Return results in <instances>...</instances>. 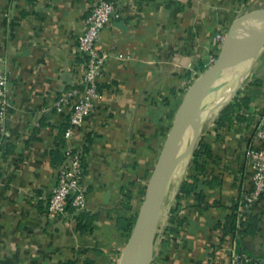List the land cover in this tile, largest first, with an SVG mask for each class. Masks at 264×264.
<instances>
[{
	"label": "crops",
	"instance_id": "1",
	"mask_svg": "<svg viewBox=\"0 0 264 264\" xmlns=\"http://www.w3.org/2000/svg\"><path fill=\"white\" fill-rule=\"evenodd\" d=\"M96 1L0 0V70L9 102L0 146V264H119L175 114L215 62L222 47L216 35L247 12L241 8L248 0H113L111 23L97 42L105 56L100 97L72 138L82 152L86 208L49 219L69 127V110L55 104L82 85L78 37ZM213 92L203 120L230 98L197 125L185 172L158 222L152 264H231L233 250L264 264V197L238 215L253 189L245 148L264 145L254 140L264 111V47L210 108ZM201 141L211 153L200 158L199 171L191 160ZM191 175L200 179L203 199L180 193L178 201L180 183Z\"/></svg>",
	"mask_w": 264,
	"mask_h": 264
},
{
	"label": "built area",
	"instance_id": "2",
	"mask_svg": "<svg viewBox=\"0 0 264 264\" xmlns=\"http://www.w3.org/2000/svg\"><path fill=\"white\" fill-rule=\"evenodd\" d=\"M115 11L113 0H97L85 19L86 28L78 37L80 52L85 57L81 87L63 93L55 104L58 111L69 110V127L64 133L67 146L66 160L60 166L55 187L48 200L47 217L55 219L68 212L71 206L75 212L86 208V191L82 183L84 162L81 150L72 143V138L85 119L94 112L100 97V79L103 76L105 56L99 51L97 42L101 32L111 23ZM226 35V34H225ZM225 35L218 33L216 39L224 41ZM8 78L0 70V146L8 113ZM254 140L264 142V111L259 117L254 131ZM249 166L252 169L253 189L248 193L243 205L238 207L239 218L249 211L264 197V145L256 146L253 142L245 148ZM231 264H260L249 254L233 250Z\"/></svg>",
	"mask_w": 264,
	"mask_h": 264
},
{
	"label": "water",
	"instance_id": "3",
	"mask_svg": "<svg viewBox=\"0 0 264 264\" xmlns=\"http://www.w3.org/2000/svg\"><path fill=\"white\" fill-rule=\"evenodd\" d=\"M261 21V29L249 34L252 22ZM264 47V8L247 11L233 21L215 62L194 82L175 114L161 154L149 178L145 196L132 236L119 264H152L160 212L172 173L180 159V145L187 128L197 122L206 97L219 84L228 68L253 60ZM230 98V97H229ZM197 134L194 138L195 145ZM193 151V149H192Z\"/></svg>",
	"mask_w": 264,
	"mask_h": 264
},
{
	"label": "bare ground",
	"instance_id": "4",
	"mask_svg": "<svg viewBox=\"0 0 264 264\" xmlns=\"http://www.w3.org/2000/svg\"><path fill=\"white\" fill-rule=\"evenodd\" d=\"M248 61L249 60H246V61L242 62L240 65L233 67V68H228L224 71L223 80L220 81L219 84L216 86V88L214 89L213 95L210 98V101H209L210 108H212L214 103L218 100V98L221 96V94L227 88L230 81L234 78V76H236V74H238L240 72V70L243 69V67L247 64ZM211 93L206 97L205 102H204V107H205V103H206L208 97L211 95ZM204 107L198 112L197 122L201 123L203 121L202 115H203ZM193 124H191L187 128V131L182 138L181 145H180V152H181L180 154H181L182 161L179 165H178L179 161L176 163V165L173 169V173H172V181H180V179L182 178V174L184 172V169H185L186 158L188 157L189 153L192 152L193 144H194V138L196 136V129L198 127L197 125H199L198 123H195V122ZM173 195H174V193L171 189V186H169V188L165 194V198H164L163 205L161 208L160 218H163L167 214L170 203L172 202V199H173Z\"/></svg>",
	"mask_w": 264,
	"mask_h": 264
},
{
	"label": "trees",
	"instance_id": "5",
	"mask_svg": "<svg viewBox=\"0 0 264 264\" xmlns=\"http://www.w3.org/2000/svg\"><path fill=\"white\" fill-rule=\"evenodd\" d=\"M234 106V104H229L227 105L223 110H222V117H223V113L227 114V112H229L230 110H232L231 108ZM209 153H211V148L209 147V145L206 143V142H199L197 147L195 148L194 150V154H193V158L191 160V164H195V166L198 168L199 171L201 170H204V165L201 164L200 162V158L203 156V155H209ZM65 151H64V157H65ZM206 184V182H205ZM201 185L202 183L200 182V179L195 176V175H191V176H188L187 178H184L181 183H180V188H179V193L177 194V198H178V201L179 199H181L182 195L180 193H183V194H186V195H194V197L196 198V200L198 201H201L203 199V194H202V188H201ZM179 204V202H175L174 206L175 208H177L176 206ZM175 208H172L171 211L175 210ZM69 211H73L74 212V209L70 206L68 208V212ZM236 215L237 213L234 212L232 215H231V218H232V222L235 221L236 219ZM83 216V215H82ZM81 216V217H82ZM246 222L248 223L249 222V218L248 220L245 221V224L243 225H247ZM244 223V221H243ZM230 229L233 230V223L230 224ZM64 264H77L76 261H67L65 262ZM83 264H95L92 260L90 259H86L84 261Z\"/></svg>",
	"mask_w": 264,
	"mask_h": 264
},
{
	"label": "rangeland",
	"instance_id": "6",
	"mask_svg": "<svg viewBox=\"0 0 264 264\" xmlns=\"http://www.w3.org/2000/svg\"><path fill=\"white\" fill-rule=\"evenodd\" d=\"M242 4H244V7H242L241 9V12L243 13V12H245V11H250V10H254V9H259V8H264V0H248V1H246V2H242ZM261 27H262V25H261V21H257V22H252L251 24H250V27H249V34H253V33H256V32H258L260 29H261ZM227 30L228 29H226L225 30V32L224 33H222V34H226L227 33ZM222 44H223V42L222 41H219V45H221L222 46ZM257 64H258V60H255L254 62H253V64H252V66L249 68V70L246 72V74H245V77L236 85V86H234L233 88H231V90H230V96H232L233 95V93H234V91H235V89L240 85V86H243L244 84V79L246 78V76L248 75V73L249 72H252L253 71V69H255L256 68V66H257ZM223 78H224V74H222L221 75V78H220V80H219V82L220 81H222L223 80ZM244 80V81H243ZM239 86V87H240ZM229 96V97H230ZM229 98H226V99H224L223 100V102H222V104H224L227 100H228ZM222 104H219V105H217L213 110H210V113H208V114H206V116H205V119L206 118H208V119H204L205 121L204 122H209L210 121V119L209 118H211V117H214L215 116V111H216V109L218 108V107H220ZM181 153V152H180ZM181 161H182V158H181V154H180V160H179V163H178V165L181 163ZM187 159H186V163H187ZM185 163V164H186ZM184 172H185V169H184ZM184 174V173H183ZM183 174H182V176H183ZM179 181H172L171 182V189H172V191H173V193H174V188L176 187V185H177V183H178ZM174 196V195H173Z\"/></svg>",
	"mask_w": 264,
	"mask_h": 264
}]
</instances>
